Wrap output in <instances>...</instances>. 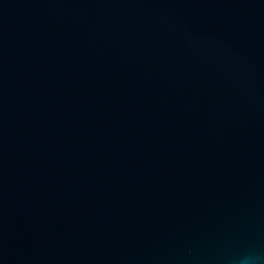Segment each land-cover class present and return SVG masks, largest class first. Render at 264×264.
<instances>
[{
    "label": "water",
    "instance_id": "obj_1",
    "mask_svg": "<svg viewBox=\"0 0 264 264\" xmlns=\"http://www.w3.org/2000/svg\"><path fill=\"white\" fill-rule=\"evenodd\" d=\"M264 264V0H0V264Z\"/></svg>",
    "mask_w": 264,
    "mask_h": 264
},
{
    "label": "clouds",
    "instance_id": "obj_2",
    "mask_svg": "<svg viewBox=\"0 0 264 264\" xmlns=\"http://www.w3.org/2000/svg\"><path fill=\"white\" fill-rule=\"evenodd\" d=\"M242 264H248L247 259H244V260L242 261Z\"/></svg>",
    "mask_w": 264,
    "mask_h": 264
}]
</instances>
